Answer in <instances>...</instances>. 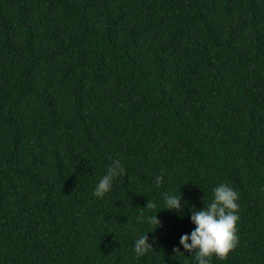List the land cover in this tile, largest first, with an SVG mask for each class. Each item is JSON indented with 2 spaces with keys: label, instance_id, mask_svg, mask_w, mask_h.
Masks as SVG:
<instances>
[{
  "label": "trees",
  "instance_id": "16d2710c",
  "mask_svg": "<svg viewBox=\"0 0 264 264\" xmlns=\"http://www.w3.org/2000/svg\"><path fill=\"white\" fill-rule=\"evenodd\" d=\"M225 182L213 264H264V0H0V264H192L190 208ZM166 191L182 218L146 208Z\"/></svg>",
  "mask_w": 264,
  "mask_h": 264
},
{
  "label": "clouds",
  "instance_id": "9594fccd",
  "mask_svg": "<svg viewBox=\"0 0 264 264\" xmlns=\"http://www.w3.org/2000/svg\"><path fill=\"white\" fill-rule=\"evenodd\" d=\"M164 171L161 175L156 176L155 182L161 184L164 179ZM126 172L121 159L112 158L107 166L105 173L98 179L93 187V195L102 198L106 193L110 192L113 187L114 180L124 175ZM239 193L229 183H221L213 187L212 197L205 202L202 208L191 206L190 219L195 227L190 233L186 232L180 236L179 244L183 249L192 256V264H213L212 257L225 258L228 253L236 247L238 242L237 222L239 219ZM182 204V193L176 194L173 191L163 193V206L157 208L155 201L148 200L147 207L149 209H168L177 211L183 217L184 205ZM156 212L152 215H137L136 222L143 224L146 221L159 225L160 221L156 216ZM145 231L136 237L133 244V250L136 256H143L154 249L152 243L149 242L148 233ZM174 251L181 252L179 247Z\"/></svg>",
  "mask_w": 264,
  "mask_h": 264
}]
</instances>
